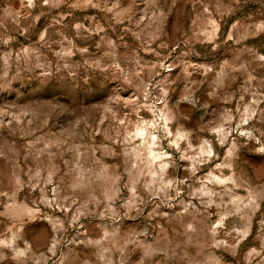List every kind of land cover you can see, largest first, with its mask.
I'll list each match as a JSON object with an SVG mask.
<instances>
[{
    "label": "rangeland",
    "instance_id": "obj_1",
    "mask_svg": "<svg viewBox=\"0 0 264 264\" xmlns=\"http://www.w3.org/2000/svg\"><path fill=\"white\" fill-rule=\"evenodd\" d=\"M0 264H264V0H0Z\"/></svg>",
    "mask_w": 264,
    "mask_h": 264
}]
</instances>
